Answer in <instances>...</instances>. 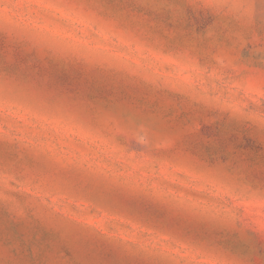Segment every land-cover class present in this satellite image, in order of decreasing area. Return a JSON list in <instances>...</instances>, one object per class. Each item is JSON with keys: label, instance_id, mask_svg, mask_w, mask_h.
<instances>
[{"label": "rangeland", "instance_id": "374dc122", "mask_svg": "<svg viewBox=\"0 0 264 264\" xmlns=\"http://www.w3.org/2000/svg\"><path fill=\"white\" fill-rule=\"evenodd\" d=\"M264 0H0V264H264Z\"/></svg>", "mask_w": 264, "mask_h": 264}, {"label": "snow or ice", "instance_id": "6c2138e0", "mask_svg": "<svg viewBox=\"0 0 264 264\" xmlns=\"http://www.w3.org/2000/svg\"><path fill=\"white\" fill-rule=\"evenodd\" d=\"M262 68H264V65H261Z\"/></svg>", "mask_w": 264, "mask_h": 264}]
</instances>
